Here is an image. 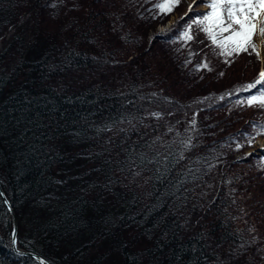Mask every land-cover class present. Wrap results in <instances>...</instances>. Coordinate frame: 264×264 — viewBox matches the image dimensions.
<instances>
[{
  "label": "trees",
  "instance_id": "1",
  "mask_svg": "<svg viewBox=\"0 0 264 264\" xmlns=\"http://www.w3.org/2000/svg\"><path fill=\"white\" fill-rule=\"evenodd\" d=\"M180 10L153 19L144 0H0V185L18 249L46 264H223L234 249L262 258L264 170L234 161L251 146L214 132L184 147L192 115L226 105L190 101L187 72L212 63L211 43L200 31L164 50L174 32L147 40ZM213 119H198L195 139ZM11 232L0 199V264H38L13 251Z\"/></svg>",
  "mask_w": 264,
  "mask_h": 264
},
{
  "label": "rangeland",
  "instance_id": "2",
  "mask_svg": "<svg viewBox=\"0 0 264 264\" xmlns=\"http://www.w3.org/2000/svg\"><path fill=\"white\" fill-rule=\"evenodd\" d=\"M147 4L150 5V8H154L157 0H144ZM193 0H182L180 5V11L176 14L172 15L169 20H167L164 24H159L155 30L151 31L148 35L147 40H154V39H164V36H155L156 33H173L174 35H178V32L181 29V26L184 25L187 20L191 19L193 16L198 15L199 13H205L208 11L206 7L201 6L203 0H196L195 5L193 6V11L188 13V6L192 4ZM203 11V12H201ZM185 13H188L185 16ZM184 17V19H182ZM11 30V29H10ZM6 30V31H10ZM164 31V32H163ZM194 33H198L199 30L193 28ZM9 33L6 35L5 40L8 39ZM255 43L259 47L260 57L258 58L255 53H244L234 59L230 65L225 63V58L222 56L217 55L218 50L214 49L212 46L208 53L211 55L212 63L217 61V64L208 63L210 67L213 69L212 71L204 70H192V72H187L189 74V79H193L190 84V89L193 90V93H190L191 99L190 101L192 104H200L201 101L206 102L207 104H212L214 102H221L225 101L222 108L219 109H208V107L202 109L200 113L192 115V120L189 122V128L194 130L193 138L190 139V144L201 142L202 140L205 141H213L221 136L224 137H236L238 141L235 140V144L241 142L239 140L242 138L244 141V136L241 135L245 134V130L252 131L251 122L257 121L261 125H264V109L257 108V107H247L242 106L237 103V101L245 100L246 98H236L234 84L244 79L246 83L254 82L258 77L261 68H264V41L261 40L259 37L254 38ZM157 42V41H156ZM175 42H182L179 39L175 40H165L161 41V43L157 44L161 49L169 48L174 45ZM3 41L0 39V47ZM210 43V41H209ZM223 73V75H221ZM186 90L185 93L189 90V84H184ZM184 93V94H185ZM229 93H233L229 95ZM223 97V99H221ZM207 98V99H205ZM216 108V107H215ZM211 110L209 114H205L206 111ZM195 116V127L192 126L193 117ZM235 116L236 119L230 121ZM215 118L217 120V124L215 122H211V126L205 128L206 136L204 138H194L195 134H198L201 129L199 128L198 119L200 122L209 119ZM215 119H213L215 121ZM214 128V129H213ZM213 129V130H212ZM241 131L239 134L238 132ZM216 132L218 135L215 139H210V136ZM232 146V145H228ZM227 148H220L218 151H222ZM251 153V155H247ZM249 157L250 159H255L256 162H261L264 160V135H259L256 137L255 142L253 145L244 151L235 154L234 161L238 162L237 160H243ZM262 160H261V159ZM262 170L258 167V164L255 170ZM262 177V176H261ZM211 189V187L206 186L204 192ZM251 191H248L244 197L240 198L241 200L245 201L248 196H251ZM1 199V198H0ZM2 201V200H1ZM199 210L203 212L202 205H200ZM253 216L242 214L241 220L242 221H249L252 219ZM238 249L232 250V253L226 254L222 257L223 264H264V253L262 254V258L259 259V251L260 250H244V253L233 254ZM244 258V259H243Z\"/></svg>",
  "mask_w": 264,
  "mask_h": 264
},
{
  "label": "snow or ice",
  "instance_id": "3",
  "mask_svg": "<svg viewBox=\"0 0 264 264\" xmlns=\"http://www.w3.org/2000/svg\"><path fill=\"white\" fill-rule=\"evenodd\" d=\"M195 2L196 0H193V3L189 4L188 13L193 11ZM181 3L182 0H157L154 5L156 15L153 19L172 14ZM201 6L206 7L208 11L187 20L181 26L177 39L185 45L194 41L195 33L193 28L195 27V29L204 33L206 39L210 41L211 46L218 50L217 55L224 57L225 63L229 65L234 62L236 57L244 53H255L258 58L260 57L259 47L255 43L254 38L259 37L264 41V0H203ZM188 13H185V16ZM161 35L166 36L168 34L162 33ZM190 54L194 55V53ZM188 62L190 63L191 61ZM204 69L207 71L213 70L206 61L197 65L198 71ZM260 85H264V68H261L254 82L241 86L235 90V93L251 92L253 89H258ZM232 94L229 93V95ZM237 103L242 106L264 109V89H258L256 94L249 95L245 100L237 101ZM153 115L159 118L160 114L153 113ZM195 123L194 116L192 121L193 127H195ZM253 128L254 134H243L244 142L236 144L237 151L245 147V143L248 146H252L256 137L264 134V125H253ZM190 139L191 137H189ZM184 147L188 149L192 145L185 142ZM247 155H251V153ZM180 158L182 159L183 156L181 155ZM259 167L264 170V160L261 161ZM40 264H45V262L41 261Z\"/></svg>",
  "mask_w": 264,
  "mask_h": 264
},
{
  "label": "water",
  "instance_id": "4",
  "mask_svg": "<svg viewBox=\"0 0 264 264\" xmlns=\"http://www.w3.org/2000/svg\"><path fill=\"white\" fill-rule=\"evenodd\" d=\"M0 193H2V195H0V198L2 200V203L5 205V207L7 208L9 214H10V217L12 219V232H11V243H12V249L13 251L16 253V254H19V255H22V256H28V257H31L33 258L38 264H40L41 261H44V259L34 253V252H31V251H25V250H21V249H18L16 247V238H17V221H16V217H15V214L12 210V207H11V204L10 202L8 201V199L6 198L2 188H1V185H0ZM45 262V261H44ZM46 264V263H45Z\"/></svg>",
  "mask_w": 264,
  "mask_h": 264
}]
</instances>
